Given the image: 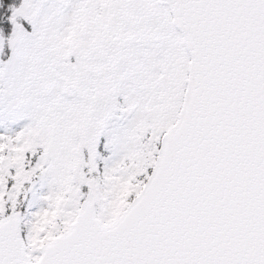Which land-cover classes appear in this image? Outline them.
<instances>
[{
  "label": "snow or ice",
  "instance_id": "6c2138e0",
  "mask_svg": "<svg viewBox=\"0 0 264 264\" xmlns=\"http://www.w3.org/2000/svg\"><path fill=\"white\" fill-rule=\"evenodd\" d=\"M0 264H264V0H0Z\"/></svg>",
  "mask_w": 264,
  "mask_h": 264
}]
</instances>
